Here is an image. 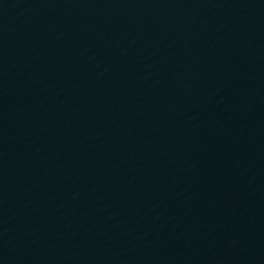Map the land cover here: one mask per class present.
<instances>
[{
  "label": "water",
  "instance_id": "obj_1",
  "mask_svg": "<svg viewBox=\"0 0 264 264\" xmlns=\"http://www.w3.org/2000/svg\"><path fill=\"white\" fill-rule=\"evenodd\" d=\"M0 264H264V0H0Z\"/></svg>",
  "mask_w": 264,
  "mask_h": 264
}]
</instances>
